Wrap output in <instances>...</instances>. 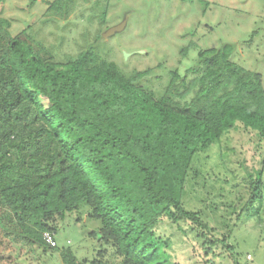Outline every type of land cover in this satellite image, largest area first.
Wrapping results in <instances>:
<instances>
[{"label":"trees","instance_id":"16d2710c","mask_svg":"<svg viewBox=\"0 0 264 264\" xmlns=\"http://www.w3.org/2000/svg\"><path fill=\"white\" fill-rule=\"evenodd\" d=\"M75 1L51 8L64 15ZM10 26L0 17V197L21 235L46 246L43 232L86 204L101 222L91 234L113 248L117 264H167L159 220L201 224L182 201L196 156L240 123L264 140L262 74L233 61L226 43L199 50L157 95L140 83L146 72L127 75L95 43L59 62ZM249 178L245 208L255 216L264 169ZM62 259L85 264L71 252Z\"/></svg>","mask_w":264,"mask_h":264},{"label":"rangeland","instance_id":"374dc122","mask_svg":"<svg viewBox=\"0 0 264 264\" xmlns=\"http://www.w3.org/2000/svg\"><path fill=\"white\" fill-rule=\"evenodd\" d=\"M54 0H7L0 17L10 32L46 47L59 62L96 44L103 58L127 75L146 72L140 83L161 95L171 72L184 74L199 50L234 46L231 59L260 72L264 84V0H76L64 15ZM121 31L104 36L114 26ZM44 104L48 100L41 96ZM264 169V140L241 123L209 150L198 154L187 178L183 204L198 211L201 224L162 217L154 227L167 264H264V205L247 215L249 174ZM89 207L68 212L56 222V247L29 242L0 197V264H117L113 248L92 232L101 222ZM103 250V256L99 255Z\"/></svg>","mask_w":264,"mask_h":264},{"label":"built area","instance_id":"2783aa9c","mask_svg":"<svg viewBox=\"0 0 264 264\" xmlns=\"http://www.w3.org/2000/svg\"><path fill=\"white\" fill-rule=\"evenodd\" d=\"M44 242L50 247H56L57 242L55 240V233L52 231H45L42 234Z\"/></svg>","mask_w":264,"mask_h":264},{"label":"water","instance_id":"95a60500","mask_svg":"<svg viewBox=\"0 0 264 264\" xmlns=\"http://www.w3.org/2000/svg\"><path fill=\"white\" fill-rule=\"evenodd\" d=\"M124 25H125V23L123 22V23H121V24H119V25H117V26L111 27V28H110V29L104 34V36L111 35V34H114V33L118 32V31H121L122 28L124 27Z\"/></svg>","mask_w":264,"mask_h":264}]
</instances>
